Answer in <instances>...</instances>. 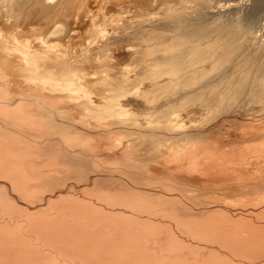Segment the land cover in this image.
I'll use <instances>...</instances> for the list:
<instances>
[{"label":"bare ground","instance_id":"1","mask_svg":"<svg viewBox=\"0 0 264 264\" xmlns=\"http://www.w3.org/2000/svg\"><path fill=\"white\" fill-rule=\"evenodd\" d=\"M90 1L0 0V264H264V0L230 24L166 2L161 29L93 0L124 9L83 41Z\"/></svg>","mask_w":264,"mask_h":264},{"label":"rangeland","instance_id":"2","mask_svg":"<svg viewBox=\"0 0 264 264\" xmlns=\"http://www.w3.org/2000/svg\"><path fill=\"white\" fill-rule=\"evenodd\" d=\"M91 1H93V0H91ZM91 1L88 3V5H86V7L85 6H83V9H84V11L85 12H82V13H84V15L86 14V12H88V13H90V12H92L93 10H92V6H93V8H94V11H93V13H92V16L95 14V13H97V12H102V10H104V12H106L105 13V15L108 17V18H110L109 17V15H112V17L110 18V24H111V26L113 25V23L115 24L116 22V18H117V14H121L122 13V10L124 9V7H121V9H118V10H116L115 8H114V10H110V9H107V8H109V7H107L106 9H105V7H103V8H99L98 9V5H99V3L97 2V4H95V1H93L94 2V4L97 6H94V4H92L91 3ZM149 3H148V2ZM190 3V1H192L193 2V4H192V2L189 4L188 2ZM196 0H155L154 2H151L150 0H133V2H132V0L131 1H129V2H126V7H127V9L125 8V10L123 11V15L125 16H123V18L125 19L126 17H128V18H126V19H129L130 21H132V22H143V21H145V23H147V21H149V22H151L150 23V25H152V26H154L155 24H157V27L159 28V29H161V24H163V21L165 20V10H166V8L164 7V6H166L167 5V3H169L170 4V6H172V7H176V8H179V7H183L184 5L187 7V8H190V11H191V20H193L194 18H203L202 20H204L205 22H213V21H218V22H221V23H223V24H230V23H235V21H236V18H238L237 19V21H239V20H242V18H245V16H246V13H245V16H243L244 15V12H247V11H245V8L247 7L246 6V3L249 5V4H251V0L249 1V0H245V1H247L246 3H245V1L243 0H241L243 3H245L244 5L243 4H239V5H236L235 7H234V10L233 9H231V8H233V7H231L230 8V6L227 4V3H229V2H227V1H230V0H201L202 2H206V4H204L203 6L204 7H201V9H202V12H201V10H197V4H196V2L197 1H200V0H197L196 2H195ZM248 1L250 2V3H248ZM167 2V3H166ZM231 2V1H230ZM239 3H240V1H238ZM241 2V3H242ZM157 3V4H156ZM166 3V4H165ZM147 4H149V5H147ZM165 4V5H164ZM187 4V5H186ZM188 4H189V6H188ZM192 4V5H191ZM227 4V5H226ZM110 6L111 5H113V0H111V3L109 4ZM191 5V6H190ZM194 5V6H193ZM88 6H90L89 8L91 9V10H88L89 8H88ZM148 6V7H147ZM152 6V7H151ZM246 6V7H245ZM85 7V8H84ZM129 7H131V8H129ZM140 7V9H142V11L140 10V9H138ZM142 7H144V9H145V12H144V10H143V8ZM146 7V8H145ZM151 7V8H150ZM196 7V8H195ZM237 7H238V9H237ZM82 8V7H81ZM129 8V9H128ZM138 10H137V9ZM149 9V12H148V9ZM250 7L248 6V9H249ZM97 9V11L95 12V10ZM101 9V10H100ZM131 9H133V10H131ZM147 9V10H146ZM152 9V11L150 12V10ZM192 9V10H191ZM106 10V11H105ZM120 10V11H119ZM128 10H131L130 12L128 11ZM136 10H137V12H139V11H141V12H139V13H136ZM156 10V11H155ZM247 10V9H246ZM109 11H110V13H109ZM113 11L115 12L114 14H116V11H117V14L116 15H114L113 14ZM126 11H127V13H126ZM132 11H134L133 12V14H135V15H137V16H135V15H129V14H131L132 13ZM95 12V13H94ZM104 12H102V14H104ZM112 12V13H111ZM152 12H154V13H152ZM144 13V14H143ZM146 13V14H145ZM108 14V15H107ZM121 14V15H122ZM139 14V15H138ZM238 14H241V16L242 17H238L239 15ZM83 15V14H82ZM96 15V14H95ZM94 15V16H95ZM97 15H98V17H97ZM96 15V17H97V19H100L99 21H97V20H95L96 19V17H95V19L91 16V19L93 18V20H92V22H89L90 21V17H89V19H88V21H86L87 19H86V15L85 16H80L79 18H80V20H81V18H82V20H84V21H82L83 22V24H81V26L83 25H85V27H87L85 30H86V32L87 33H85L84 31V28L85 27H81L80 26V31H81V33H85V34H81L80 33V31L78 32V36L77 35H75L74 37H73V41L72 42H74V41H78L79 40V37H81V35H82V37H81V39H87L86 37H84V36H86V34L87 35H89L90 37L92 36V35H90V34H92L93 33V30H95L94 28L95 27H97V29H99L100 28V25L102 26V25H104V24H106V22L105 23H103L104 22V20H103V22H101L102 21V19H103V15H99V14H97ZM127 15V16H126ZM140 15H143V16H140ZM89 16V15H88ZM87 16V17H88ZM105 16V19L107 18ZM113 16H115V17H113ZM164 16V17H163ZM83 17H84V19H83ZM100 17V18H99ZM122 17V16H121ZM132 17V18H131ZM115 20H114V19ZM240 18V19H239ZM261 17L259 16L258 18H256V20H255V22L258 20V24L260 25V22L262 21L263 23H261V25H260V27L261 26H263L264 25V20L262 19V20H259ZM262 18H264V17H262ZM122 20V19H121ZM127 22V24L130 26V25H132L131 23L132 22ZM260 21V22H259ZM80 22V21H79ZM96 22H97V25H95L96 24ZM122 22H123V20L121 21V24H122ZM255 22H254V28H255V31L254 32H257L259 29H261V32H263L264 31V27H262V28H259V25H257V24H255ZM86 23H90V24H86ZM95 25V27H93L94 25ZM110 24L108 25V26H110ZM263 24V25H262ZM86 25H88V26H86ZM90 25V26H89ZM99 25V26H98ZM106 26V25H105ZM258 26V27H257ZM93 27V28H92ZM257 27V28H256ZM84 30H82V29ZM93 30H92V29ZM102 28H103V26H102ZM87 29H88V31H87ZM112 29V28H111ZM89 30H92V32L91 33H88V32H90ZM83 31V32H82ZM110 31V30H109ZM180 32V33H183V31H181V25L180 24H178L177 23V21H174V20H171L170 21V26L169 27H167L166 28V32H169L170 34H172V35H174L175 34V32ZM260 31V30H259ZM111 32V31H110ZM259 33V34H261V35H259V34H257V33H254V34H257V36H258V38L259 37H261V38H263L264 37V32L263 33ZM81 34V35H80ZM192 37H183L181 40H179L177 43H179V44H181V45H183V44H186V43H188V42H191V41H196L198 38H195V36H194V34H190ZM139 37H141V34L139 35ZM138 37V38H139ZM215 37V36H214ZM171 38V36H169L168 38H167V41H169V40H171L170 39ZM55 39V43H57L58 41V39H56V38H54ZM53 39V40H54ZM84 39H83V41H84ZM125 39H126V46H130L128 43H131V44H134L133 46H130L131 47V49L133 48L134 50H135V48L134 47H137V45H141V46H144V47H146L147 45H151V43L149 42V41H142V40H135V41H132L131 40V36L129 35V34H127L126 36H125ZM52 40V41H53ZM61 40H64V39H61ZM65 41H67L68 42V39L67 40H64V41H60V42H64L65 43ZM69 42H70V40H69ZM160 44V43H159ZM129 48V47H128ZM127 49V48H126ZM159 50V49H158ZM135 55L136 54H132V55H130V53H127L126 55H124V56H122L121 57V60H122V62H125L123 65H126V66H129V67H134L135 65H136V63L134 62H131V59L132 58H134L135 57ZM157 57H161V54H160V52L159 51H157ZM191 61V60H190ZM190 61L187 59V60H185V62L186 63H190ZM137 62V61H136ZM135 64V65H134ZM134 65V66H133ZM137 68H140V66H138ZM144 73V71H142V72H140V75H142ZM169 78V76L167 75V74H162V75H160L159 76V79H160V81H165V80H167ZM144 84H146V82H140V85H144ZM177 90H183L182 89V87L181 86H178L177 87ZM255 95H253L252 97H254ZM136 106V107H135ZM132 107L134 108H136V109H134V110H139L140 109V115H142V112H144L145 110H144V108H143V105H142V103H137L136 102V104H135V102H134V105H132ZM139 108V109H138ZM135 112V111H134ZM146 112V111H145ZM143 113V114H145V115H148V112H146V113ZM204 112L205 111H201L200 109H199V113L198 114H195L194 116L195 117H193L194 119H195V121H193L194 123H196V122H198L200 119H201V115H203L204 114ZM136 113H138V111L136 112ZM149 113H151V112H149ZM216 117V115L214 114V118ZM264 117V115L262 116V118ZM200 118V119H199ZM212 118L210 121L208 120V122H213V123H218L217 125H220V126H222L221 127V129L220 130H218L219 132H220V134L222 135V134H226L225 136H223L224 138L227 136V135H229V137H231V138H236L237 136V138H240L241 136H242V134H243V127H241V126H238L236 123L238 122L239 124H240V120H243L242 119V116H238L237 115V117H234V119H236V120H234L233 122H231V121H225V118L224 117H221L222 119H219V118ZM239 118H240V120H239ZM187 120H188V118H186L185 119V122H187ZM198 120V121H197ZM215 120V121H214ZM216 120H218V121H216ZM220 121H222V123L220 122ZM240 121V122H239ZM184 122V123H185ZM206 122H207V120H206ZM207 122V123H208ZM219 122L221 123V124H219ZM234 122H236L235 124H234ZM234 124V125H233ZM232 125V126H231ZM229 126H231L230 128H229ZM224 129H226V130H224ZM227 129H229L228 131H227ZM216 130V129H215ZM222 130V131H221ZM224 131V132H223ZM216 132H217V130H216ZM215 132V133H216ZM226 132V133H225ZM232 133V134H231ZM219 134V135H220ZM237 134V135H236ZM222 138V137H221ZM256 145H258V147H259V149L257 150V153L258 154H263L264 153V141L262 140V139H258V138H255V139H253L252 140ZM249 193H247V194H249V195H252V194H250V191H248ZM245 193V194H246Z\"/></svg>","mask_w":264,"mask_h":264}]
</instances>
